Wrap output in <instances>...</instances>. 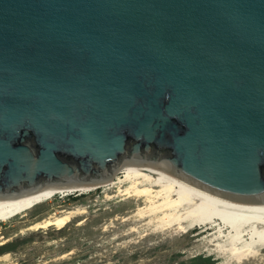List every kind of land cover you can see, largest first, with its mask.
Listing matches in <instances>:
<instances>
[{
    "label": "water",
    "instance_id": "1",
    "mask_svg": "<svg viewBox=\"0 0 264 264\" xmlns=\"http://www.w3.org/2000/svg\"><path fill=\"white\" fill-rule=\"evenodd\" d=\"M129 163L264 202V0H0V204Z\"/></svg>",
    "mask_w": 264,
    "mask_h": 264
},
{
    "label": "bare ground",
    "instance_id": "2",
    "mask_svg": "<svg viewBox=\"0 0 264 264\" xmlns=\"http://www.w3.org/2000/svg\"><path fill=\"white\" fill-rule=\"evenodd\" d=\"M95 189H100L107 201L117 198L119 202L132 203L122 221L146 224L153 222L158 228L168 229L174 226L179 233L195 229L200 238L219 242L215 246L220 252L217 253V259H224L222 263L244 264L258 258L264 249V202L197 196L170 182L159 172L145 171L132 163L119 168L111 178L91 187L46 190L0 204V225L16 219L23 223L19 229L20 234L46 230L49 227L60 230L72 219L82 215V208L62 207L58 211L51 209L32 219L29 217L56 196L64 197L72 193L81 195ZM110 190L112 191L109 193ZM76 224L80 225L82 221L79 220ZM5 242L0 232V246ZM7 257V253L1 254L0 260H6Z\"/></svg>",
    "mask_w": 264,
    "mask_h": 264
},
{
    "label": "rangeland",
    "instance_id": "3",
    "mask_svg": "<svg viewBox=\"0 0 264 264\" xmlns=\"http://www.w3.org/2000/svg\"><path fill=\"white\" fill-rule=\"evenodd\" d=\"M131 206L130 201L119 202L117 198L105 200L100 189L81 195L72 193L64 197L56 196L33 212L29 219L51 209L58 211L62 207L82 208L83 214L72 219L60 230L49 227L46 230L26 231L20 234L19 229L23 224L21 221L15 219L7 224H1V236L6 242L0 246V255L7 253L8 257L6 260H0V264H221L223 262L224 259H217L219 250L215 245L219 242H209L205 238H200L195 229L179 233L174 226L168 229L158 228L153 222L146 224L122 221L127 215V208ZM79 220L82 224L77 225ZM244 264H264V249L261 250L258 258Z\"/></svg>",
    "mask_w": 264,
    "mask_h": 264
}]
</instances>
